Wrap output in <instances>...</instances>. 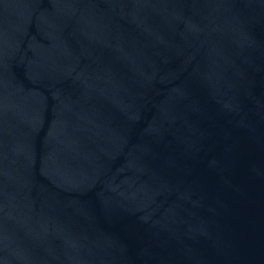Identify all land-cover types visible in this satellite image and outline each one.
<instances>
[{
	"label": "water",
	"instance_id": "1",
	"mask_svg": "<svg viewBox=\"0 0 264 264\" xmlns=\"http://www.w3.org/2000/svg\"><path fill=\"white\" fill-rule=\"evenodd\" d=\"M0 264H264V0H0Z\"/></svg>",
	"mask_w": 264,
	"mask_h": 264
}]
</instances>
